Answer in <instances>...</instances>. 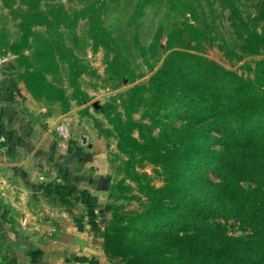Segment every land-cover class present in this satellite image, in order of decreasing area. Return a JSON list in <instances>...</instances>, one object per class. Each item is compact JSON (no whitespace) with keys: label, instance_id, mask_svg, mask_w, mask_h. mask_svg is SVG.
Wrapping results in <instances>:
<instances>
[{"label":"rangeland","instance_id":"374dc122","mask_svg":"<svg viewBox=\"0 0 264 264\" xmlns=\"http://www.w3.org/2000/svg\"><path fill=\"white\" fill-rule=\"evenodd\" d=\"M40 12H64L70 23H31ZM263 31L264 0H0V165L13 183L0 189L2 263L15 243L47 244L39 229L53 221L80 226L79 249L63 264H159L178 229L182 235L192 227L152 226L148 214L165 210L167 222L211 226L223 221L207 210L216 205L212 197L202 198L216 185L227 191L236 185L233 174L246 170L242 184L263 187L264 169L224 110L227 100L195 96L186 79L156 83L170 54L193 52L167 50L170 34L182 47H195L199 37L196 54L253 81ZM26 71L42 73L60 92L33 94ZM73 84L86 104L77 103ZM161 93L171 99L166 107ZM197 150L206 162H190ZM213 155L228 164L213 166ZM86 193L94 205L82 199ZM15 194L27 196L29 212L20 218L11 210ZM191 207L202 218H182ZM230 225L229 234L240 233ZM25 227L35 232L25 235Z\"/></svg>","mask_w":264,"mask_h":264},{"label":"trees","instance_id":"16d2710c","mask_svg":"<svg viewBox=\"0 0 264 264\" xmlns=\"http://www.w3.org/2000/svg\"><path fill=\"white\" fill-rule=\"evenodd\" d=\"M67 19V14L64 12H60L59 15L51 12V16L40 12L31 16V23H36L35 25H50L64 21L69 24L70 22H67ZM22 29L25 31L23 41L27 44L29 29L25 30L26 26H23ZM95 34L100 36L102 34L101 28H98ZM197 34L201 35L199 32ZM258 40L260 45L264 47V31L262 35L258 36ZM191 41H195V47L184 44L182 47L175 44L173 34L169 35L167 50L179 47L190 49L193 52L177 51L170 54L162 70L156 74L157 86L159 88L166 86L168 84L165 82L166 79H186L188 80V90L194 92L195 96L207 97L214 102H220V99L227 100L228 104L224 106V110L233 119V124L245 136L246 143L243 144L255 151V156L258 158L256 167L264 169V58L257 65L256 79L253 81L243 79L235 72L226 70L216 62L196 54L197 51L195 49L202 44V40L199 37H193ZM110 43L114 44V46L116 45L114 41ZM11 48L14 49L15 46ZM169 69L174 72L169 74L168 77L166 72ZM24 75L31 92L33 94L36 93L38 97L44 96L50 99L53 93L60 92V90L52 87L40 72L26 71ZM162 77H164V80H161ZM73 88L75 89L74 97L77 103L80 105L86 104L88 102L87 96L74 84ZM49 91L51 92L50 95ZM160 97L167 103L164 107L168 106L171 99L166 98L162 93ZM187 99L189 100L190 98L188 97ZM205 145L202 144L201 147L207 150ZM204 154L206 153L197 150L192 153L189 160L193 164H196V161L206 162ZM213 158L215 159V164L211 162L213 166H219L221 163L228 164V162L219 161V157L215 155L211 156V159ZM230 169L231 167H226L224 172L230 174L233 172ZM242 173L248 172L246 170H237L233 174L236 185L233 184L229 190L225 191L224 187H219L222 185H216L218 186L216 191L208 192L202 198L212 197L210 202L213 201L216 205L208 206L207 210L211 212L210 215L221 217L223 222L209 226L202 222L205 220H199L194 225L192 223L194 220L183 219L178 222L177 220L167 222L166 219L165 221V210L148 214L152 226H158V224L171 226V230L174 227L181 229H184L185 226L186 228L188 226L192 227L191 232L187 233L184 231L182 235H180L181 231L178 229L175 245L169 249L168 254L162 253L159 264H264V186L262 187L263 184L257 186L258 183L256 182H251L244 186L240 180ZM237 180L240 183L236 182ZM86 195L87 193L82 198L83 200H85ZM233 197L236 198V201L232 199ZM85 202L88 204L92 203L87 198ZM194 202L196 203L197 201ZM187 211H189V214L182 216V218L190 215L202 218V212L197 211L195 207L188 208ZM193 219L196 218L193 217ZM121 221H123V218ZM232 221L239 224V234H229L232 228L230 225ZM200 223L203 228L197 229V232H195V228L202 226ZM114 239L111 238V240ZM119 252L121 254L122 249Z\"/></svg>","mask_w":264,"mask_h":264},{"label":"crops","instance_id":"0c3cea01","mask_svg":"<svg viewBox=\"0 0 264 264\" xmlns=\"http://www.w3.org/2000/svg\"><path fill=\"white\" fill-rule=\"evenodd\" d=\"M7 174V167L4 165H0V189L8 186H12L13 183L9 178L6 176ZM26 194V193H25ZM24 194V195H25ZM24 195L15 194V198L10 201V205H12V214H15L16 217L20 218V212H29L28 206L26 201V197ZM18 198V199H17ZM86 198L91 200V204L94 205L96 203V198L91 194L87 193ZM85 198V200H86ZM22 199V200H20ZM8 201H6L7 203ZM24 202L26 205H24ZM28 219V218H27ZM80 227L77 224L71 225H62L60 223H55L53 221L43 223L41 229H39V237L41 239L45 238L47 244H43L42 240H37V246L34 247L32 243L25 240L23 242L13 244V249L11 251L10 257L8 259L9 264H63L66 260L65 256L72 255L77 253L79 249V244L77 243L78 230L77 228ZM35 228L25 227V235H32L34 233ZM22 232H18L17 234H21ZM48 238H50L48 240ZM34 250H38L41 252V255L36 254L39 256V259L35 258ZM2 261V260H1ZM7 263V264H8ZM6 264V263H4Z\"/></svg>","mask_w":264,"mask_h":264},{"label":"built area","instance_id":"2783aa9c","mask_svg":"<svg viewBox=\"0 0 264 264\" xmlns=\"http://www.w3.org/2000/svg\"><path fill=\"white\" fill-rule=\"evenodd\" d=\"M0 264H3L1 260H0Z\"/></svg>","mask_w":264,"mask_h":264}]
</instances>
